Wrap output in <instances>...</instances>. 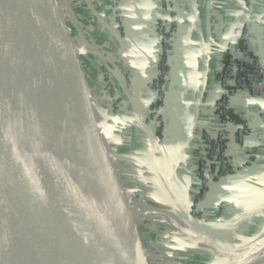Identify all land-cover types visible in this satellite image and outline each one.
<instances>
[{
    "label": "water",
    "instance_id": "obj_1",
    "mask_svg": "<svg viewBox=\"0 0 264 264\" xmlns=\"http://www.w3.org/2000/svg\"><path fill=\"white\" fill-rule=\"evenodd\" d=\"M2 3L0 94L41 116L49 127L31 141L38 190L31 225H24L27 182L23 176L9 188L2 186V163H8L10 151L8 139L0 133V264H119L125 250L130 264H162L155 239L144 229L145 215L126 208V197L137 205L140 200L116 157L110 136L112 121L108 123L73 15L63 0H32L50 50L48 60L18 8ZM122 6L129 52L138 58L142 50L140 13L131 0H122ZM202 52L206 63L207 48ZM206 81L207 72L199 99ZM260 166L264 164L250 163L217 183ZM115 190L124 199H118ZM172 208L196 228H208L189 210H181L176 203ZM178 222L159 223L155 229ZM26 227L32 248L29 263L21 242Z\"/></svg>",
    "mask_w": 264,
    "mask_h": 264
},
{
    "label": "crops",
    "instance_id": "obj_2",
    "mask_svg": "<svg viewBox=\"0 0 264 264\" xmlns=\"http://www.w3.org/2000/svg\"><path fill=\"white\" fill-rule=\"evenodd\" d=\"M71 1L81 9L86 32L95 38L99 43L97 45L105 49L111 61L117 65V73L129 75L132 97H126L124 109L111 120L113 125L116 123L122 130V141L127 145L123 148L113 145L118 161V153L125 154L129 161V174L122 167L127 179L144 178L150 186L151 201L166 205L176 203L183 211L189 210L190 196L199 184L197 162L200 155V152H192L191 147L202 150V132L205 129L215 131L221 127V118L214 107L221 94L217 77L224 66L226 48L238 43L242 33L248 31L252 49L258 53L264 52V0H253L252 11L247 9L246 0H175L179 28L172 51L173 87L165 102L167 120L164 129L167 133L164 138L157 134L154 124L146 125L143 120L149 115L155 101V92L148 87L157 73L159 61L160 42L155 27L158 21L168 18V9L161 0H131L138 7L142 32V50L137 58L129 52L124 29L118 27L114 17L116 0H63L72 15L69 8ZM82 47L89 61V55L93 53L87 51L84 45ZM204 47L207 48L206 63L202 52ZM205 72L209 83L208 93L199 99ZM92 73L101 90L102 83L96 80L93 70ZM118 89L125 91L122 84L118 85ZM232 103L234 112L251 122L250 133L242 146L233 139V153L241 164H264V90L257 97H251L246 92L237 93L232 97ZM102 105L103 109L110 105L106 95L102 96ZM118 141L122 142L121 137ZM183 145L186 146L184 149ZM170 169L177 173L172 182L169 179ZM117 198L122 199L119 196ZM140 202L150 206L151 210H128L149 214L150 218L146 215L144 229L151 238H154L157 224L176 219L170 213L155 211V206L146 201ZM221 204L227 208L224 214L220 212ZM201 210L202 222L208 228L230 227L206 237V228H196L188 218L176 220L191 228L201 242L218 252L216 263L227 264L226 248L236 249L249 240L264 236V166L250 169L238 178L217 183ZM245 211L247 214L239 226L240 222L235 220ZM224 221L230 223L220 224ZM258 221L263 223L253 236L239 244L234 243L230 234L232 228L235 229L234 235L241 237ZM157 245L162 251V244ZM126 257V264H130V256Z\"/></svg>",
    "mask_w": 264,
    "mask_h": 264
},
{
    "label": "built area",
    "instance_id": "obj_3",
    "mask_svg": "<svg viewBox=\"0 0 264 264\" xmlns=\"http://www.w3.org/2000/svg\"><path fill=\"white\" fill-rule=\"evenodd\" d=\"M161 2L168 9L169 16L166 19L158 21L155 27L160 42L159 59L161 63L158 67V72L148 83V87L156 93L155 101H159L156 108L152 109L151 107L149 114L158 123H162L160 129L163 130L165 113H167L165 102L169 91L173 87L171 82V71L173 67L172 51L179 24L176 18L175 0H161ZM246 5L247 9L252 11L254 1L246 0ZM115 16L117 18V24L121 25L124 29L122 0H118V6L115 8ZM80 39L82 42L81 36ZM82 44L88 50L94 51L98 56H102L105 65L111 68V64L113 63L110 62L107 54V56L104 55L106 53L105 51L96 49L88 39L82 42ZM107 67L102 72V76L106 80L107 87L113 89L112 93H114L115 101L118 102L120 100L115 94L116 83L124 85L128 94L132 97L129 76L117 73V68L109 71ZM217 81L221 87V94L214 108L221 118V127L215 131L205 129L202 132L203 149L194 147L191 149L192 152H200V155L198 156L197 162L199 184L191 194L189 212L199 221L203 219L201 206L212 191L214 185L228 176L237 173L248 164L253 163H239L236 155L232 151L233 139L236 140L237 145L242 146L251 130L250 120L245 117L235 116L232 97L241 92H246L251 97H257L264 90V52L258 53L252 49L248 31L242 33L238 43L227 46L225 63L218 74ZM208 88L209 83L206 81L203 96L207 95ZM262 115L264 116V113ZM232 129L234 130L232 131ZM170 176L172 177L171 174ZM226 209V205L221 204L220 212L222 214L226 212Z\"/></svg>",
    "mask_w": 264,
    "mask_h": 264
},
{
    "label": "bare ground",
    "instance_id": "obj_4",
    "mask_svg": "<svg viewBox=\"0 0 264 264\" xmlns=\"http://www.w3.org/2000/svg\"><path fill=\"white\" fill-rule=\"evenodd\" d=\"M2 4H4L6 8H18V11L23 16V20L32 33L36 46L44 54L46 59L49 60L50 50L48 48L46 37L38 24L32 0H4V3ZM48 127L49 124L41 116L33 113L31 110L12 100L8 96L0 94V133L8 139L10 151L8 163H2V169H4L2 186L9 188L20 175H22L24 181L27 182L26 194L23 195L25 200L24 209L26 211L24 213V225H31L35 222L37 211V206L34 202L38 190L36 173L33 167V145L31 141L44 132ZM114 193L116 196H123V194L116 190ZM131 203H133L134 206L137 205L134 202ZM137 206L140 208H148L147 205L141 203ZM153 209L157 212L170 213L172 217L179 220L185 219L180 212H176L174 209L171 211H165L157 207H154ZM229 227L219 226L215 228H206L204 231H207L208 235L205 234L207 237L210 234L215 233L217 230L219 231ZM24 233V238L21 241L22 249L26 255L27 262L29 263L31 260L32 248L28 238L29 231L27 227L24 230ZM224 252L228 258L227 264L264 263V236L249 240L243 246L236 247L235 250H229L226 248ZM126 258V252H124L119 264H126Z\"/></svg>",
    "mask_w": 264,
    "mask_h": 264
},
{
    "label": "rangeland",
    "instance_id": "obj_5",
    "mask_svg": "<svg viewBox=\"0 0 264 264\" xmlns=\"http://www.w3.org/2000/svg\"><path fill=\"white\" fill-rule=\"evenodd\" d=\"M117 6H118V0L115 1V8ZM69 8H70L72 15L74 17L73 20L76 23L77 29L80 33L81 38H82V42H85L86 39H88V41H90V43L96 49H99L101 51L106 52L105 49L102 50L101 47L98 46L99 43L95 41V38H93L92 35H90L88 32H86V28H85L86 26L82 23L81 9L79 7H77L75 5V3H73L72 1L69 3ZM113 12H114L113 13L114 17L116 18L115 9ZM116 20H117V18H116ZM118 27L122 28L121 25H118ZM87 51H90V50L87 49ZM107 52H109V51H107ZM92 53L94 55L93 54L89 55V62H90V65L92 67V70L95 74L96 80H98L102 83L101 84L102 89L100 90L101 94H102V96L106 95V97H109V100H110V105L108 107L104 108V110L106 112L108 123H110L111 120L113 119V116L117 115L118 113H121V111L124 109L123 102L125 101L126 97L128 98V96H127L125 91H121L120 89H118L119 83H116L117 86H116L115 94L119 97L120 100L118 102L115 101L114 93H112L113 89H110L107 87V84L105 83L106 80L102 76V72L105 70V67H107L105 65V61L103 60L102 56H98L94 51H92ZM106 54L108 55V53H105L104 55L107 56ZM108 57H109V55H108ZM109 59H110V62L113 63V61H111L110 57H109ZM173 64L174 63H172V66H173ZM116 67H117V65H115L113 63V64H111V68L107 67V69H109V71H112V69H114ZM172 71H173V67H172ZM157 72H158V68H157ZM126 75L129 76L128 74H126ZM171 82H172V80H171ZM172 85H173V82H172ZM124 90H126V88ZM155 98H156V93H155ZM166 120H167V114L165 113V121ZM143 123L146 125L154 124L157 134L160 135V137H162V138L165 137L167 131L165 132V129H163L164 131L162 129H160L159 123L153 117H151L150 114L147 115L146 118H144ZM110 126L112 129L111 130V138H112L113 145L117 148H119V147L123 148V147L127 146L126 144H124L125 141H122L124 139V136H122V134H123L122 130H120L118 128V126H116V123H115V125H113L111 123ZM119 137H121L122 142L118 141ZM191 149H192V147H191ZM117 155H118V158H119L125 172H128V174H129V170H130L129 169V161H127L126 155L120 154V153H118ZM174 168H175V165H174ZM170 171H171V173H169V175L170 174L172 175V178H170V181L172 182L175 180L177 173H176V170H174V169H170ZM132 172L134 174L135 170H133ZM128 181L130 183L132 193L140 201H144V202L146 201L150 205H153V206H155L159 209H163L165 211L173 210L172 205L155 203V202L150 200V198H149L150 197V195H149L150 194V191H149L150 186L145 183L144 178L136 180L135 177H133V178H129ZM116 191H118V190H116ZM118 192H120V191H118ZM120 197L122 199H124L125 196L123 195ZM152 197H154V196H152ZM126 199H128V204H127L128 208L127 209L135 208L138 210L139 209L151 210L149 208L150 206L148 208H143V207L140 208L137 205L134 206L133 203H131L132 201L130 200V198L126 197ZM190 200H191V196H190ZM157 202H159V201H157ZM140 203L147 205L143 202H140ZM152 212H154V210ZM161 213L164 214V212H161ZM246 214H247V212L245 214L239 216L235 221L241 222ZM146 215H148V218H150L149 214H145L144 219H147ZM252 215H253V213H252ZM262 222L263 221H261V222L258 221V223H256L254 225V227H252L246 235H243L241 237L235 236L234 232H233L234 228H232L230 231L231 232L230 234L232 235V237L234 239V243L239 244L242 241H244L245 239H248L251 236H253V233L258 229V227L261 225ZM228 223H230V222L224 221V222H221L220 224H228ZM241 224H242V222L239 224V226ZM165 230L168 232H165ZM154 239H155V241H157V243L162 244L160 246L162 249V251L160 250L162 252V253H160L161 260H163V262L160 260L162 264H219V263H216V261L219 258L218 252L216 250H214L213 248L209 247L207 244H204L203 242H201L200 238L193 233L191 228H189L185 225H181V223H176V224L172 225L171 227H167L166 229H159V228L155 229ZM233 250H235V249H233ZM126 255H129V253L127 251H126ZM256 264H262V263H256Z\"/></svg>",
    "mask_w": 264,
    "mask_h": 264
},
{
    "label": "trees",
    "instance_id": "obj_6",
    "mask_svg": "<svg viewBox=\"0 0 264 264\" xmlns=\"http://www.w3.org/2000/svg\"><path fill=\"white\" fill-rule=\"evenodd\" d=\"M160 63H161V60L159 59V61H158V67H159ZM224 63H225V62H224ZM158 104H159V101H155V102L152 104V109L156 108ZM235 116H236V117H239L236 113H235ZM161 124H162V123H159V126H161ZM167 227H171V226H164V227H161V228H159V229H166ZM165 232H168V231L165 230ZM156 243H157V241H156ZM158 244H159V243H158Z\"/></svg>",
    "mask_w": 264,
    "mask_h": 264
}]
</instances>
